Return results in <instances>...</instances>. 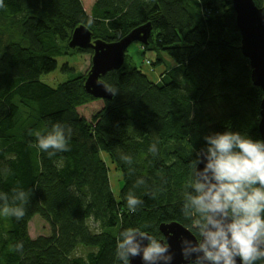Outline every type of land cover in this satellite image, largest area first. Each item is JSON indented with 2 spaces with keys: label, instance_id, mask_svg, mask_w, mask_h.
Segmentation results:
<instances>
[{
  "label": "trees",
  "instance_id": "16d2710c",
  "mask_svg": "<svg viewBox=\"0 0 264 264\" xmlns=\"http://www.w3.org/2000/svg\"><path fill=\"white\" fill-rule=\"evenodd\" d=\"M253 1L264 6V0ZM4 4L0 192L11 200L13 188L21 187L29 197L21 220L0 215V264H122L115 256L121 231L138 228L162 240V224L189 229L184 186L191 160L206 149L204 137L232 131L261 140L263 92L251 81L231 0H95L89 15L80 0ZM144 25L150 28L145 44H134L154 59L145 71L128 70L125 55L119 69L101 76L107 88L118 90L110 100L86 93L89 70L56 87L41 81L57 69V57L91 59V49L68 45L76 28L112 43ZM57 122L71 127V150L49 157L34 133ZM122 155H130L131 164ZM138 179L145 184L134 188ZM130 189L143 200L135 213L127 206ZM35 216L48 225V236L30 238ZM18 242L22 253L10 251Z\"/></svg>",
  "mask_w": 264,
  "mask_h": 264
},
{
  "label": "clouds",
  "instance_id": "9594fccd",
  "mask_svg": "<svg viewBox=\"0 0 264 264\" xmlns=\"http://www.w3.org/2000/svg\"><path fill=\"white\" fill-rule=\"evenodd\" d=\"M3 7L4 0H0ZM92 22L89 19L88 23ZM107 91L115 95L118 90L110 87ZM71 132L69 125L57 122L50 130H38L34 135L38 148L51 157L71 150ZM204 139L206 149L191 160L182 206L184 218L190 221L189 232L195 233V243L182 238L181 254L189 264H237V258L240 264L264 261V141L232 131L213 133ZM149 151L155 153L156 145L152 144ZM121 159L132 162L130 155H122ZM200 163L202 169L198 168ZM144 184L138 179L133 187ZM12 192L11 200L7 193L0 192V215L21 220L29 193L21 187ZM126 201L132 213L143 204L132 189ZM119 236L115 256L122 264H130L131 258L138 256L143 264H171L173 255L167 238L159 240L132 227ZM10 251L22 253L23 242Z\"/></svg>",
  "mask_w": 264,
  "mask_h": 264
},
{
  "label": "water",
  "instance_id": "95a60500",
  "mask_svg": "<svg viewBox=\"0 0 264 264\" xmlns=\"http://www.w3.org/2000/svg\"><path fill=\"white\" fill-rule=\"evenodd\" d=\"M231 2L236 15V26L241 36V51L248 59L251 68V81L263 92L258 130L261 141H264V7L258 8L253 0H231ZM149 33V26L144 25L132 30L119 41L104 43L92 40L91 33L86 27L76 28L72 33L69 47L91 49L93 52L84 82L86 93L97 99L110 100L112 94L107 91L108 88L100 77L109 71L119 69L124 62L127 48L134 43L145 44ZM203 166V163H200L198 168L202 169ZM159 231L163 239L167 238L170 245V252L173 255L171 264H189V261L185 260L181 254L182 238L190 239L195 243V237L189 229L172 222L160 225ZM192 259H195L194 255ZM130 264H143V261L138 256L131 258ZM237 264H240L239 258H237Z\"/></svg>",
  "mask_w": 264,
  "mask_h": 264
},
{
  "label": "rangeland",
  "instance_id": "374dc122",
  "mask_svg": "<svg viewBox=\"0 0 264 264\" xmlns=\"http://www.w3.org/2000/svg\"><path fill=\"white\" fill-rule=\"evenodd\" d=\"M80 1H81L84 11L89 15L91 5L94 3L95 0H88V1L80 0ZM125 55L127 57L123 65L128 70H131L135 67H140L142 68V70L145 71V69H147L146 67L148 66L146 65L145 62L148 60L151 61L154 59V53L152 52H147L145 55H142V52L138 50L137 44L130 45L127 48ZM55 59L58 64L57 69L52 73L41 76V81L50 87H56L57 85L61 83H65L66 81L70 79L76 78L75 75H79V74L85 75L91 65L90 56L86 54L73 55V56H62V57H57ZM64 64L67 65V71H62L61 69ZM105 159L109 167L112 168L113 164L109 163V161H107V158ZM112 173L113 172L111 170L109 172V177L111 180V186L113 188L116 177H114ZM27 231L31 239H35L36 237H39L42 235L48 236L50 233L48 225L39 216H35L29 222Z\"/></svg>",
  "mask_w": 264,
  "mask_h": 264
},
{
  "label": "bare ground",
  "instance_id": "6f19581e",
  "mask_svg": "<svg viewBox=\"0 0 264 264\" xmlns=\"http://www.w3.org/2000/svg\"><path fill=\"white\" fill-rule=\"evenodd\" d=\"M86 1H88V0H86Z\"/></svg>",
  "mask_w": 264,
  "mask_h": 264
}]
</instances>
